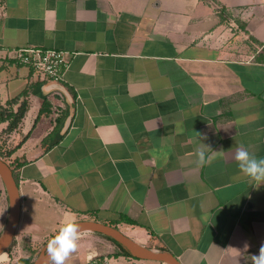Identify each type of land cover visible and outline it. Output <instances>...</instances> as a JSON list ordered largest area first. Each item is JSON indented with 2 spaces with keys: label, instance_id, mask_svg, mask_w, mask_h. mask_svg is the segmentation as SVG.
Segmentation results:
<instances>
[{
  "label": "crops",
  "instance_id": "1",
  "mask_svg": "<svg viewBox=\"0 0 264 264\" xmlns=\"http://www.w3.org/2000/svg\"><path fill=\"white\" fill-rule=\"evenodd\" d=\"M24 47L64 51L62 80L16 63ZM263 47L264 0H0V106L27 101L16 128L0 123L21 203L0 257L37 255L70 215L181 264H253L264 184L234 156L264 157ZM198 149L222 154L201 167ZM8 213L0 178V233ZM117 252L85 231L65 264H164Z\"/></svg>",
  "mask_w": 264,
  "mask_h": 264
},
{
  "label": "water",
  "instance_id": "2",
  "mask_svg": "<svg viewBox=\"0 0 264 264\" xmlns=\"http://www.w3.org/2000/svg\"><path fill=\"white\" fill-rule=\"evenodd\" d=\"M0 178L4 184L9 202L7 222L0 233V254H2L8 249L14 238L20 219L21 203L18 185L13 176V171L9 164L2 158H0ZM76 222L80 226V233L90 231L107 236L121 245L132 257L163 262L164 264H181L171 252L147 248L112 225L92 219H80L76 220ZM50 238L43 243L31 264H50L46 251V245Z\"/></svg>",
  "mask_w": 264,
  "mask_h": 264
},
{
  "label": "clouds",
  "instance_id": "3",
  "mask_svg": "<svg viewBox=\"0 0 264 264\" xmlns=\"http://www.w3.org/2000/svg\"><path fill=\"white\" fill-rule=\"evenodd\" d=\"M221 154L222 150L208 154L204 149H198L196 152V163L202 167L211 163L213 159ZM234 159L239 172L252 182L253 187L258 188L264 184V157H257L243 146H239L235 152ZM79 239V224L74 217L66 216L46 245L48 259L51 264H65L70 254L76 251ZM253 264H264V245L261 246L259 254L253 256Z\"/></svg>",
  "mask_w": 264,
  "mask_h": 264
},
{
  "label": "built area",
  "instance_id": "4",
  "mask_svg": "<svg viewBox=\"0 0 264 264\" xmlns=\"http://www.w3.org/2000/svg\"><path fill=\"white\" fill-rule=\"evenodd\" d=\"M12 57L16 63L31 68L41 77L51 82H60L64 70L68 66L66 53L54 48H17L12 50ZM85 264H98V262L96 259L90 258Z\"/></svg>",
  "mask_w": 264,
  "mask_h": 264
},
{
  "label": "trees",
  "instance_id": "5",
  "mask_svg": "<svg viewBox=\"0 0 264 264\" xmlns=\"http://www.w3.org/2000/svg\"><path fill=\"white\" fill-rule=\"evenodd\" d=\"M259 59L264 60V47L260 51ZM25 94H26V92L22 91L21 93H19L15 97H12L11 99L7 100L5 105L0 106V123L8 122V126L6 128V130H8V131L16 128L18 123L21 121V119L25 115V112L27 110V101L25 99H23L18 104L16 110L13 109V105L15 103H17V99H19V97H21V95H25ZM47 106H48V104H47L46 98L43 97L42 107L40 109V111H41L40 113H44V112L47 113V111H48ZM8 155H10V152L5 154L4 152L0 151V158H2L4 161H6L9 164V166L11 167V169L13 171V176L17 182L16 175L14 172V168L12 167V164L10 162H8V160L6 158V157H8ZM105 237L110 239L118 247V252L116 253V255L131 256L128 251H126L121 245L116 243L113 239H111L107 236H105ZM35 255L36 254L31 253L29 256H27L25 258H19L17 260V262L21 263V264H31L33 259L35 258Z\"/></svg>",
  "mask_w": 264,
  "mask_h": 264
},
{
  "label": "rangeland",
  "instance_id": "6",
  "mask_svg": "<svg viewBox=\"0 0 264 264\" xmlns=\"http://www.w3.org/2000/svg\"><path fill=\"white\" fill-rule=\"evenodd\" d=\"M13 255H10V257H12ZM0 264H21V263H18L17 261H10V259L7 257L6 254H3L1 257H0Z\"/></svg>",
  "mask_w": 264,
  "mask_h": 264
}]
</instances>
